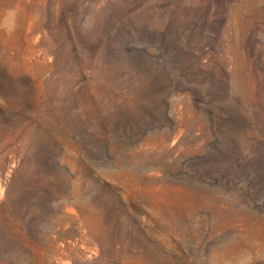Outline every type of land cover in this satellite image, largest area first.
<instances>
[{
	"label": "rangeland",
	"instance_id": "rangeland-1",
	"mask_svg": "<svg viewBox=\"0 0 264 264\" xmlns=\"http://www.w3.org/2000/svg\"><path fill=\"white\" fill-rule=\"evenodd\" d=\"M0 264H264V0H0Z\"/></svg>",
	"mask_w": 264,
	"mask_h": 264
}]
</instances>
